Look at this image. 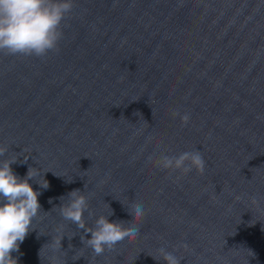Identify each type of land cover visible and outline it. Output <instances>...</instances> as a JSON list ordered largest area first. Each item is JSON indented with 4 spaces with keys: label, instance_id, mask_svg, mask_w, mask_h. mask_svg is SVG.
<instances>
[{
    "label": "water",
    "instance_id": "water-1",
    "mask_svg": "<svg viewBox=\"0 0 264 264\" xmlns=\"http://www.w3.org/2000/svg\"><path fill=\"white\" fill-rule=\"evenodd\" d=\"M0 146L49 184L29 181L42 212L18 264H164L160 247L181 264H264V0H74L58 51L0 53ZM194 149L203 174L149 160ZM74 189L88 227L142 204L137 238L94 256L60 215Z\"/></svg>",
    "mask_w": 264,
    "mask_h": 264
},
{
    "label": "clouds",
    "instance_id": "clouds-1",
    "mask_svg": "<svg viewBox=\"0 0 264 264\" xmlns=\"http://www.w3.org/2000/svg\"><path fill=\"white\" fill-rule=\"evenodd\" d=\"M73 8L74 0H0V53L39 58L58 51L59 41L63 38V22ZM172 116L179 117L182 126L190 120L188 113L181 115L173 112ZM8 151V146H0V264H18V257L12 254L19 252L20 244L33 231V221L42 212L38 202L41 193L35 191L29 181H34L45 190L49 184L43 178L46 172L42 173L38 168L29 167L23 178L16 175L11 165L17 162V158L7 157ZM149 160L155 167L169 174L186 175L192 171L203 174L205 170L203 156L196 149L177 155L161 154L155 161L151 157ZM37 177L40 179L37 180ZM60 199L63 201L65 198ZM126 208L131 217L127 224L122 221L109 222L111 211L107 216H98L92 226L88 227L84 215L87 213L91 217L92 213L89 211L88 199L81 190L74 189L67 193V203L59 206L63 220L75 225L77 230H83L81 243L94 256L115 252L121 242L137 238L138 225L144 215L143 205L133 203ZM89 233L91 238L85 239ZM64 237L60 235L51 239L54 251L61 249ZM181 247L187 249V245ZM157 252L164 264H181L182 258L175 254V249L169 251L160 247ZM152 258L157 260L156 257Z\"/></svg>",
    "mask_w": 264,
    "mask_h": 264
}]
</instances>
